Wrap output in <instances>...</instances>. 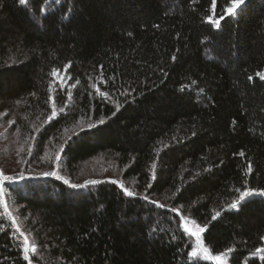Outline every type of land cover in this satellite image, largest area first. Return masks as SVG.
<instances>
[{"label": "trees", "instance_id": "1", "mask_svg": "<svg viewBox=\"0 0 264 264\" xmlns=\"http://www.w3.org/2000/svg\"><path fill=\"white\" fill-rule=\"evenodd\" d=\"M229 5L0 0V120L30 153L0 169V264H216L185 219L264 264V195L240 201L264 191V0ZM100 155L117 179L64 183Z\"/></svg>", "mask_w": 264, "mask_h": 264}, {"label": "rangeland", "instance_id": "2", "mask_svg": "<svg viewBox=\"0 0 264 264\" xmlns=\"http://www.w3.org/2000/svg\"><path fill=\"white\" fill-rule=\"evenodd\" d=\"M8 126L7 123L2 124V120H0V169L6 174H11L14 171H21L26 167L25 161L28 158L30 161V153L25 150L24 141L22 140V142L20 138H17V133L10 128L8 129ZM47 158L49 157L45 159ZM45 162H48V160ZM30 165L32 164L30 163ZM81 172V177L85 181L104 177L111 180L118 178L115 163H113L110 157L103 155L97 156L83 164ZM188 227L192 228L190 222ZM193 238L195 239V246L197 248V238L195 236ZM198 254L205 255L203 251H198Z\"/></svg>", "mask_w": 264, "mask_h": 264}, {"label": "snow or ice", "instance_id": "3", "mask_svg": "<svg viewBox=\"0 0 264 264\" xmlns=\"http://www.w3.org/2000/svg\"><path fill=\"white\" fill-rule=\"evenodd\" d=\"M20 3L23 5L25 3V0H20ZM244 3H245V0H230V5L225 9V11L229 15L237 14V10L240 9L241 6L244 5ZM221 19H223V17H221ZM211 23L213 25H215L217 28L220 27V20H218V19H211ZM173 59H175V58L173 57ZM258 75L260 76V79L264 80V73H259ZM249 79H251V77H249ZM97 91L99 92V89H97ZM100 95L104 96V95H106V93L100 92ZM52 115L54 117L56 115V113L53 112ZM103 123H104V121H100V124H103ZM91 127H95V125H91ZM58 159H59V157H58ZM44 175L45 176H57V178L62 179V177H59L57 172H55V171L45 172ZM4 179L8 180V179H11V177L5 176ZM64 183L69 184L72 188H80V187L86 186L87 184H95L96 181L89 180L86 182L85 185H80V184H71L70 181L65 179ZM125 193L130 197L135 195L132 191H129L126 188H125ZM252 195H264V191L256 192L253 189H247V190L241 191L240 192V201H243L246 197H250ZM238 203H239L238 201H234L230 205V207L231 208H237ZM161 206H163V205H161ZM173 210L175 211V209H173ZM219 215H220V213L217 212L212 217V220H216L219 217ZM190 223L192 224V228L188 227L189 221H187V220L185 221V224H184L185 232H187L188 234H190L192 236H195L197 238V242H198L197 249H193L190 253L191 258H193V260L195 261L196 258L198 257V251H203L206 259L214 260V261H216V264H225L224 259H223V254L211 255L208 252V249L203 246V241H201L200 236H201L202 232L206 231V227L197 226L195 221H190ZM193 229H195V230H193ZM21 235H23V233H21ZM29 247H30L29 241L25 237V239H24V259L25 260H29V254H28L29 253ZM31 251H33V252L36 251L35 246H31ZM229 251H231V250H229ZM258 251L264 252V249H259Z\"/></svg>", "mask_w": 264, "mask_h": 264}]
</instances>
